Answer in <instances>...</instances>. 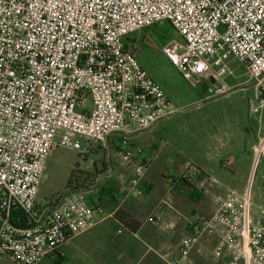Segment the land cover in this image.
I'll list each match as a JSON object with an SVG mask.
<instances>
[{
  "label": "built area",
  "instance_id": "obj_1",
  "mask_svg": "<svg viewBox=\"0 0 264 264\" xmlns=\"http://www.w3.org/2000/svg\"><path fill=\"white\" fill-rule=\"evenodd\" d=\"M163 21L181 41L162 53L184 80L224 94L225 62L233 58L253 84V111L264 110V0H0V259L60 260L70 239L116 215L90 205L85 191L47 208L37 202L39 186L56 146L79 154L107 149L112 136L147 131L173 112L128 40ZM145 170L134 164L130 184L138 195ZM251 204L249 190L230 191L211 215L192 217L176 256L161 258L190 264L208 233L225 264H264V217L254 223ZM16 210L29 226L9 222Z\"/></svg>",
  "mask_w": 264,
  "mask_h": 264
},
{
  "label": "rangeland",
  "instance_id": "obj_2",
  "mask_svg": "<svg viewBox=\"0 0 264 264\" xmlns=\"http://www.w3.org/2000/svg\"><path fill=\"white\" fill-rule=\"evenodd\" d=\"M128 40L138 46L135 53L138 64L160 86L173 112L147 131L133 136L117 135L110 138L112 142L110 163L113 169L110 178L107 175L109 169L99 165V162L108 160V148L93 145L87 153L79 154L76 151L56 146L47 160L37 195V202L41 205H45L46 202L53 203L64 191L73 189L68 184L72 173H74L73 180L77 185L87 186L84 190L87 192L86 197L90 199H94V195L97 196V192L91 193L90 188L99 190L102 186L113 191L114 187L120 185L128 193L138 196L136 189L130 184L134 164L137 162H142L150 168L148 173L153 175L154 179L149 184L153 187L164 186L167 189L171 187L170 190L173 191L176 190L174 187L178 186L181 190H185L190 187L192 178L186 174L185 166L200 158L201 153L196 145L197 137L202 132H209L210 125L230 122L231 128L236 130L238 142L243 141L249 145L256 134L258 121L261 120L264 123V114L261 113L259 116L253 111L257 106L254 99V88L248 81L247 70L237 60L230 58L225 62L226 73L223 78L229 90L222 95L217 94L216 90H211L207 85L191 86L163 55L162 48L167 43L173 40L181 41L179 33L169 22L163 21L137 30L129 34ZM234 89L238 90L234 91ZM204 98L207 100H204L202 104L200 100ZM197 104L200 106L196 107ZM79 141L84 143L83 138L79 137ZM129 152L130 157L126 155ZM241 168L242 161H239L238 169ZM85 172L94 176L95 187H89L91 184L89 181L85 183L86 176L83 174ZM161 174L163 177L160 176ZM183 179L189 182L186 180L188 183H182ZM146 183L144 176L140 182L142 192L140 195L150 197L153 193L150 194L147 190ZM121 187L116 188L121 190ZM71 194L72 192L66 193V195ZM252 194L254 199L252 216L256 221L264 210V164L255 175ZM169 197L171 198L170 194L164 193L159 201L170 204ZM177 227L175 225L174 232ZM74 242L82 244L85 238H78ZM66 245L68 251L66 253L64 251L63 261L52 263L45 259L39 264H94L86 259L83 251L74 250L71 247L73 244ZM213 248L214 245L210 250L212 251ZM215 255L220 257L218 261L221 263L224 255L222 253ZM0 264L13 263L6 257H2Z\"/></svg>",
  "mask_w": 264,
  "mask_h": 264
},
{
  "label": "crops",
  "instance_id": "obj_3",
  "mask_svg": "<svg viewBox=\"0 0 264 264\" xmlns=\"http://www.w3.org/2000/svg\"><path fill=\"white\" fill-rule=\"evenodd\" d=\"M204 100L207 99H201L200 102L203 104ZM198 106L200 105L197 104L196 107ZM263 111L260 110L257 114L260 116L262 113L263 115ZM210 126L209 132H202L197 137L196 145L197 150L201 153L200 158L195 162L187 163L185 166L186 174L190 178L192 177L189 188L181 190L175 186L176 190L171 191V187L170 189L164 186L153 187L149 184L154 179L153 175L148 173L150 168L146 167L144 176L147 183L145 187L148 188L150 194L153 193L150 197H145L144 194L133 196L120 185L116 187H121V190L114 187V190L110 191L108 200L102 199L101 202H98V197L95 195L94 199L86 197L90 205L103 206L108 212L121 208L129 213L140 224L136 232H128L126 228L118 224L114 216L98 222L90 230L73 237L66 244H73L71 247L74 250L83 251L86 259L94 264H166L161 256L165 253H171L172 256L177 255L181 240L189 233L192 217L211 215L217 204L230 191L238 193L250 191L252 203L250 217L254 223L258 222L264 216L261 214L258 220L253 219L252 188L255 175L264 164V123L261 120L258 121L256 134L249 145L243 141L238 142L236 130L231 128L230 122H220V124ZM108 142L111 152V142L110 140ZM225 161H231L232 166L225 168ZM239 161H242V168L244 167V169H238ZM112 173L113 169L111 168L107 174L108 178L111 177ZM160 176L163 177L162 174ZM186 180L183 179L181 182L188 183L189 181ZM70 192L75 193V191L67 189L57 201L46 202L43 206L55 207L63 195ZM90 192L95 194L97 189L92 188ZM164 193L170 194V204L164 205L165 203L160 202L162 200L159 201ZM153 202L157 203L154 204ZM152 216H160L161 221L156 224L149 223L147 219ZM175 225L178 227L174 232ZM118 231L121 232L118 233ZM78 238H85V242L82 244L74 242ZM212 245H214V241L211 235L206 233L202 239L203 253L199 255L191 252L190 264H225V257L219 263L220 257L218 258L210 250ZM66 246L63 248L65 253L68 251ZM145 258L146 260H144ZM63 259L64 257L60 260L49 261L59 263Z\"/></svg>",
  "mask_w": 264,
  "mask_h": 264
},
{
  "label": "trees",
  "instance_id": "obj_4",
  "mask_svg": "<svg viewBox=\"0 0 264 264\" xmlns=\"http://www.w3.org/2000/svg\"><path fill=\"white\" fill-rule=\"evenodd\" d=\"M110 142H111V139H110ZM112 144V142H111ZM112 148V147H111ZM90 151V149H89ZM85 174V177L84 178V181L85 183H87L89 181V183L91 182L90 186L89 187H95L94 185V176H92V174H89V173H83ZM74 173H72L69 177V180H68V184L69 186L73 189L72 190H79V191H85L84 189L87 188V186L85 187H82L77 185L75 183V181L73 180L74 178ZM83 182V184H85ZM91 189V188H90ZM110 188H107V187H101L99 188V190L97 189V201L98 202H101L102 199H106L108 200L110 198L109 194H110V191L109 190ZM112 200V199H111ZM115 220L118 222L119 225H121L123 228H126L128 232H136L137 229L139 228L140 224L139 222L134 219L129 213H127L126 211L122 210L121 208L117 209V212H116V215H115ZM9 222L13 225V226H24V227H27L29 226L30 222L28 221V219L25 217V215H23V213L21 211H13L11 213V216L9 218Z\"/></svg>",
  "mask_w": 264,
  "mask_h": 264
},
{
  "label": "flooded vegetation",
  "instance_id": "obj_5",
  "mask_svg": "<svg viewBox=\"0 0 264 264\" xmlns=\"http://www.w3.org/2000/svg\"><path fill=\"white\" fill-rule=\"evenodd\" d=\"M99 165H100L101 167L105 166L106 168L111 169V163H109L108 160L103 161V162H99Z\"/></svg>",
  "mask_w": 264,
  "mask_h": 264
},
{
  "label": "water",
  "instance_id": "obj_6",
  "mask_svg": "<svg viewBox=\"0 0 264 264\" xmlns=\"http://www.w3.org/2000/svg\"><path fill=\"white\" fill-rule=\"evenodd\" d=\"M251 86H253V84H251ZM241 89H245V88H241ZM236 90H238V89H234V91H236ZM108 153H110V147L108 148ZM108 161H109V163H110V158H109V157H108ZM71 191L78 192L79 190H72V189H71ZM64 195H66V193H65ZM64 195H63V196H64ZM0 218H3L1 214H0Z\"/></svg>",
  "mask_w": 264,
  "mask_h": 264
}]
</instances>
